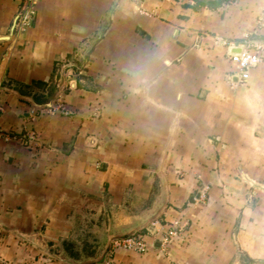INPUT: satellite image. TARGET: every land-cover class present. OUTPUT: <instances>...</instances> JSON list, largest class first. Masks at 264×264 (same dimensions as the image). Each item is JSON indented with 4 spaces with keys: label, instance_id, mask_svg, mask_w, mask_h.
Segmentation results:
<instances>
[{
    "label": "crops",
    "instance_id": "1",
    "mask_svg": "<svg viewBox=\"0 0 264 264\" xmlns=\"http://www.w3.org/2000/svg\"><path fill=\"white\" fill-rule=\"evenodd\" d=\"M13 28L0 264H264V62L242 84L230 59L264 44V0H0ZM152 222L182 227L169 249ZM135 231L146 254L108 256Z\"/></svg>",
    "mask_w": 264,
    "mask_h": 264
},
{
    "label": "built area",
    "instance_id": "2",
    "mask_svg": "<svg viewBox=\"0 0 264 264\" xmlns=\"http://www.w3.org/2000/svg\"><path fill=\"white\" fill-rule=\"evenodd\" d=\"M246 45V46H245ZM241 48L240 52L230 55L231 62L236 66L239 73L237 78L242 84H246L250 78L251 70L264 62V44L247 45L245 44ZM39 115H60L70 116L71 112L61 103V99L50 107H44L37 110ZM3 134L0 132V137ZM182 227H171L166 232L156 230V222L151 223L152 235L155 240L160 242L161 246L165 249H169L172 244L180 237V229ZM144 235L134 234L128 238H118L111 242L110 249L108 250V256L115 250L123 249L128 251H134L139 254H146L149 251V244L145 241Z\"/></svg>",
    "mask_w": 264,
    "mask_h": 264
},
{
    "label": "trees",
    "instance_id": "3",
    "mask_svg": "<svg viewBox=\"0 0 264 264\" xmlns=\"http://www.w3.org/2000/svg\"><path fill=\"white\" fill-rule=\"evenodd\" d=\"M64 248L69 253V257L73 258L75 260H79L82 256V254L93 255L95 253L94 251H91L87 245L83 248V252L80 253V251L76 250L74 244H72L70 242H65Z\"/></svg>",
    "mask_w": 264,
    "mask_h": 264
},
{
    "label": "water",
    "instance_id": "4",
    "mask_svg": "<svg viewBox=\"0 0 264 264\" xmlns=\"http://www.w3.org/2000/svg\"><path fill=\"white\" fill-rule=\"evenodd\" d=\"M13 31H14V28L12 30V32L8 35V36H4V37H0V41H7V40H10L12 38V35H13ZM138 231V230H137ZM137 231L133 232L132 234L136 233L137 234ZM129 236L131 235H127L125 237H122V238H128ZM158 245L160 246V242H157ZM105 260V259H104Z\"/></svg>",
    "mask_w": 264,
    "mask_h": 264
},
{
    "label": "rangeland",
    "instance_id": "5",
    "mask_svg": "<svg viewBox=\"0 0 264 264\" xmlns=\"http://www.w3.org/2000/svg\"><path fill=\"white\" fill-rule=\"evenodd\" d=\"M114 239H118V238H113V240H114Z\"/></svg>",
    "mask_w": 264,
    "mask_h": 264
},
{
    "label": "bare ground",
    "instance_id": "6",
    "mask_svg": "<svg viewBox=\"0 0 264 264\" xmlns=\"http://www.w3.org/2000/svg\"><path fill=\"white\" fill-rule=\"evenodd\" d=\"M33 14V13H32ZM261 65V64H260Z\"/></svg>",
    "mask_w": 264,
    "mask_h": 264
}]
</instances>
